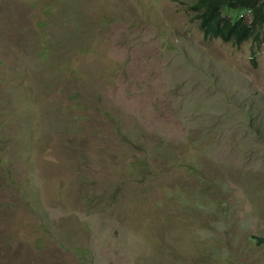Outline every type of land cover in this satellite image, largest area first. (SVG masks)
I'll return each mask as SVG.
<instances>
[{"label": "rangeland", "instance_id": "374dc122", "mask_svg": "<svg viewBox=\"0 0 264 264\" xmlns=\"http://www.w3.org/2000/svg\"><path fill=\"white\" fill-rule=\"evenodd\" d=\"M196 1L0 0V264H264V31Z\"/></svg>", "mask_w": 264, "mask_h": 264}, {"label": "trees", "instance_id": "16d2710c", "mask_svg": "<svg viewBox=\"0 0 264 264\" xmlns=\"http://www.w3.org/2000/svg\"><path fill=\"white\" fill-rule=\"evenodd\" d=\"M189 8L196 13L205 38L221 39L232 45L249 40L258 44L261 40L264 0H197ZM255 56L253 50V66H256Z\"/></svg>", "mask_w": 264, "mask_h": 264}]
</instances>
